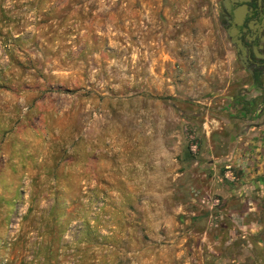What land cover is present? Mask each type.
Returning <instances> with one entry per match:
<instances>
[{"label":"rangeland","instance_id":"374dc122","mask_svg":"<svg viewBox=\"0 0 264 264\" xmlns=\"http://www.w3.org/2000/svg\"><path fill=\"white\" fill-rule=\"evenodd\" d=\"M218 1L0 0V264H264V78Z\"/></svg>","mask_w":264,"mask_h":264},{"label":"flooded vegetation","instance_id":"af4514ba","mask_svg":"<svg viewBox=\"0 0 264 264\" xmlns=\"http://www.w3.org/2000/svg\"><path fill=\"white\" fill-rule=\"evenodd\" d=\"M217 23L241 70L264 78V0H219ZM260 213L264 222V206Z\"/></svg>","mask_w":264,"mask_h":264},{"label":"built area","instance_id":"2783aa9c","mask_svg":"<svg viewBox=\"0 0 264 264\" xmlns=\"http://www.w3.org/2000/svg\"><path fill=\"white\" fill-rule=\"evenodd\" d=\"M185 134H186V138H187V142H188V150L190 153L194 154L196 152V149H197L196 137L191 130H187ZM225 169H226V171H225L224 176L226 178L232 179V174L229 171V166H225ZM216 202L217 201L214 200V203H216Z\"/></svg>","mask_w":264,"mask_h":264}]
</instances>
